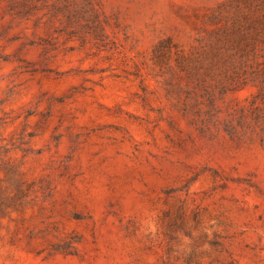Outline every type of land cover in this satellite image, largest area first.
Returning <instances> with one entry per match:
<instances>
[{
    "label": "rangeland",
    "instance_id": "1",
    "mask_svg": "<svg viewBox=\"0 0 264 264\" xmlns=\"http://www.w3.org/2000/svg\"><path fill=\"white\" fill-rule=\"evenodd\" d=\"M263 70L264 0H0V264H264Z\"/></svg>",
    "mask_w": 264,
    "mask_h": 264
},
{
    "label": "trees",
    "instance_id": "2",
    "mask_svg": "<svg viewBox=\"0 0 264 264\" xmlns=\"http://www.w3.org/2000/svg\"><path fill=\"white\" fill-rule=\"evenodd\" d=\"M264 75V70H263ZM261 84L264 87V78L261 80ZM246 85L245 82H239V84L232 86L231 88H225L222 90L223 93H226L230 90H239ZM264 91L259 90L255 93L248 103L240 105L236 113H231L232 118L236 120L237 125L240 127L247 126L252 132H256L262 135V140H264ZM237 125L230 124L225 126V130L231 136L237 134Z\"/></svg>",
    "mask_w": 264,
    "mask_h": 264
}]
</instances>
